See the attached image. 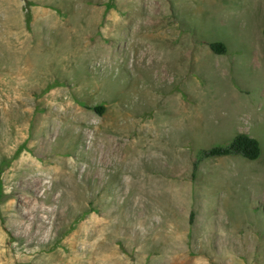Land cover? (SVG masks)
Here are the masks:
<instances>
[{"label": "rangeland", "instance_id": "374dc122", "mask_svg": "<svg viewBox=\"0 0 264 264\" xmlns=\"http://www.w3.org/2000/svg\"><path fill=\"white\" fill-rule=\"evenodd\" d=\"M0 179V264H264V0H0Z\"/></svg>", "mask_w": 264, "mask_h": 264}, {"label": "trees", "instance_id": "16d2710c", "mask_svg": "<svg viewBox=\"0 0 264 264\" xmlns=\"http://www.w3.org/2000/svg\"><path fill=\"white\" fill-rule=\"evenodd\" d=\"M210 46L217 53H225L227 50L225 44L221 42L211 43ZM93 109L98 113L102 114L105 112L106 108L104 105L100 104L93 106ZM261 153L262 146L259 139L251 136L248 133L239 132L233 137L232 141H230L228 145L214 146L208 149H202L200 152V158L203 159L206 157H215L223 155H241L247 159L255 160L260 157ZM200 160L199 158H197V160L195 161V169L198 167ZM2 195V180L0 179V199Z\"/></svg>", "mask_w": 264, "mask_h": 264}, {"label": "crops", "instance_id": "0c3cea01", "mask_svg": "<svg viewBox=\"0 0 264 264\" xmlns=\"http://www.w3.org/2000/svg\"><path fill=\"white\" fill-rule=\"evenodd\" d=\"M223 156H226V155H223ZM215 157H221V156H215ZM243 157V156H242ZM243 158H245V157H243ZM197 159V158H196ZM221 160V159H220ZM195 159L193 158V160H192V176H194L195 178H197L198 176L200 177L201 176V174H200V171H201V169H202V167H201V162H199V164H198V167L195 169L194 168V165H195ZM222 161V160H221ZM175 166V165H174ZM220 170V169H219ZM200 178H202L203 179V177H200ZM215 183H217L218 185L219 184H221L222 182L220 181V180H217ZM173 185H172V187L171 188H168L167 189V191L169 192V193H172V195H173V193L175 192V193H177V185H179V183L178 184H176V183H172ZM200 190H201V192H202V194H204V189L201 187V188H199ZM191 199V198H190ZM204 199H206V198H204ZM208 201V200H207ZM211 202H215L216 203V198L215 199H213V200H211ZM211 202H209L208 204L210 205H215V203L213 204V203H211ZM204 205V204H203ZM203 205H201V206H203ZM191 223V221H190V219H189V221H188V224H190Z\"/></svg>", "mask_w": 264, "mask_h": 264}, {"label": "bare ground", "instance_id": "6f19581e", "mask_svg": "<svg viewBox=\"0 0 264 264\" xmlns=\"http://www.w3.org/2000/svg\"><path fill=\"white\" fill-rule=\"evenodd\" d=\"M95 258V257H94Z\"/></svg>", "mask_w": 264, "mask_h": 264}]
</instances>
